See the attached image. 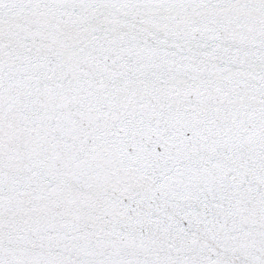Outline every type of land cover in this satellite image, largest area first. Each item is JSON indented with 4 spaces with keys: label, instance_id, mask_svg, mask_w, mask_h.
I'll use <instances>...</instances> for the list:
<instances>
[{
    "label": "snow or ice",
    "instance_id": "1",
    "mask_svg": "<svg viewBox=\"0 0 264 264\" xmlns=\"http://www.w3.org/2000/svg\"><path fill=\"white\" fill-rule=\"evenodd\" d=\"M0 264H264V0H0Z\"/></svg>",
    "mask_w": 264,
    "mask_h": 264
}]
</instances>
